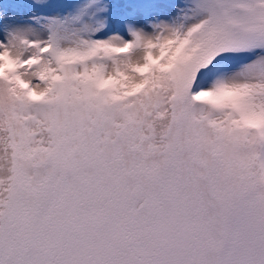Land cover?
<instances>
[{
	"label": "snow or ice",
	"instance_id": "1",
	"mask_svg": "<svg viewBox=\"0 0 264 264\" xmlns=\"http://www.w3.org/2000/svg\"><path fill=\"white\" fill-rule=\"evenodd\" d=\"M0 264H264V0H0Z\"/></svg>",
	"mask_w": 264,
	"mask_h": 264
}]
</instances>
